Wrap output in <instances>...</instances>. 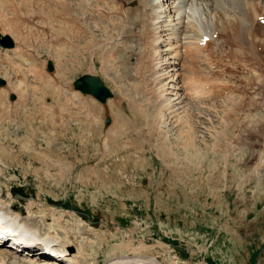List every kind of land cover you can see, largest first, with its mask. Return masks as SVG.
Segmentation results:
<instances>
[{"label": "rangeland", "instance_id": "rangeland-1", "mask_svg": "<svg viewBox=\"0 0 264 264\" xmlns=\"http://www.w3.org/2000/svg\"><path fill=\"white\" fill-rule=\"evenodd\" d=\"M78 1L73 0L75 5L76 2L78 5ZM104 1L110 0H103V5L98 7H105L106 12L107 5H104ZM206 2L203 1L200 5L203 14L215 10ZM117 3L123 5V0H117ZM162 4L167 3L162 0ZM86 5L87 9L92 8L91 4ZM134 5L136 6L135 2L129 7L134 8ZM17 8L20 16L9 14L18 19L17 29L15 32L8 30L6 33L11 36L14 34L15 46L19 45L28 60H35L38 71L29 74L25 67L24 69L20 67L21 74L16 76L15 70L18 65L15 61L8 59V62L4 56H0V68L4 67L7 72L6 75L0 69V73L5 74L0 76L7 81V85L0 87V114L3 116L0 124V187L4 195L12 196L14 208L27 214L26 203L33 198L40 204L45 203L49 206L65 205L66 208L53 207L67 209L64 211L65 219L62 221L75 241L74 246L69 248L70 251L75 252L78 241L82 239L74 235L76 232L89 241L84 247L91 262L86 261V264L87 262L103 264L107 258L125 254L127 251L124 248L115 245L129 239L134 246L142 243L152 246L149 247V255L158 257L162 264H264V164L261 166L262 161L255 160L261 156L259 155L261 145L259 152L252 147L255 144L242 147L246 142L255 141L260 135L258 129L252 128L257 127L253 125L255 116L263 114L256 108L264 105V92L261 96H259L261 93L256 94V91L249 95L258 98L257 104L251 107L254 111L250 112L253 114L243 116L237 112L236 116L233 111H231L233 114L228 113L227 118L232 125L237 120L236 124L240 125L234 130H222L220 120L222 118L224 120V115H221L222 106L217 105L220 101L213 103L217 105L215 109L220 111L214 108L206 109V106L202 108L204 113L200 114L204 116L195 117L197 127L194 125L196 130L194 128L195 131L191 134L193 141L195 140L196 152L193 148L190 149L191 147L185 150L187 147L184 144L188 143L184 142H189L190 136L188 135L186 139L184 135L179 137V131L186 130L179 128V118L174 120L176 118L174 115L164 117L163 120L166 119V122L162 124V129L165 132L151 131L149 134L148 127L145 128L147 120L143 116L133 117V113L127 110L125 124L117 126L115 133L111 134L109 128L113 126L116 114L115 100L120 101L122 97L128 95L127 93L129 95L142 93V85L135 83L131 92L129 80L122 75L121 65L114 71L111 68L109 71L100 70L101 53L110 52L112 45L110 40L117 35L120 36V40L126 39L124 36L130 37L126 43H132L134 46V36L139 30V22L133 21L127 26L124 22V30L114 26L116 31L113 33L114 37H109V31L104 29V25L107 24L109 28L111 24L108 23L109 13H104L103 9L98 8L94 21L87 19L86 25L95 23L94 37L98 42L101 41L99 42L101 44L98 50L93 52L94 57L88 51L78 54L80 66L76 67L72 49L76 43L84 41L85 37L81 36L76 40L74 31L67 30V23H60L55 19L44 20L40 16L29 17L22 7ZM78 11L79 9H76L74 13L77 14ZM113 16L116 17L118 14L113 13ZM207 17H210V13ZM30 26L44 28L48 38L42 39L43 36L38 34L36 28L28 30ZM84 28L87 35L88 30L86 26ZM59 37L67 38V47L63 45V48L55 47L54 41ZM225 43H228L225 44L227 48L229 46L232 48L231 41L227 40ZM46 44L50 47H46ZM136 46L130 52L120 51L119 55L126 53L118 56L120 64H127L125 59L127 55L128 63L133 64L132 57L138 52ZM51 48L60 53L51 52ZM90 56L93 58L95 68L89 67L92 59ZM261 59L263 60H260V63H249L256 68H262L264 58ZM107 64L112 65L111 62ZM125 71L127 74L130 73V70ZM258 72L264 74V68ZM84 73H96L101 76L112 89V98L100 103L90 95L75 91L73 82ZM240 77L244 85V77ZM254 82L264 83V79L259 78ZM16 83L24 84L25 89L15 88ZM8 85L13 87L11 91L15 93L14 102L8 99V94L11 93ZM34 87H41L42 90L36 91ZM136 87L139 91H136ZM69 91L76 92L79 96L65 93ZM62 97H66V100ZM83 98L87 101L84 107L85 111L90 112L89 115L80 104L84 101ZM61 100L65 101H62L64 104L60 108ZM67 104L73 105L70 109L72 115L66 116L61 112L62 107ZM88 107L91 111L86 109ZM7 112L12 116H8ZM214 112L220 119L212 115ZM239 120L248 121L242 123ZM121 121L123 122L122 119ZM134 122H138L140 129ZM225 134H228L227 137ZM193 135L197 137L194 139ZM162 136L165 138L169 136L172 151L162 147V144H165ZM177 137L179 138L175 139ZM156 140L160 145H157ZM215 141L221 143H217L214 148ZM159 146L161 151L158 149ZM68 211L74 212L75 219L70 218ZM51 221L50 218L48 222ZM140 254L145 255L143 251ZM43 263L68 264L66 261L56 260Z\"/></svg>", "mask_w": 264, "mask_h": 264}, {"label": "bare ground", "instance_id": "bare-ground-1", "mask_svg": "<svg viewBox=\"0 0 264 264\" xmlns=\"http://www.w3.org/2000/svg\"><path fill=\"white\" fill-rule=\"evenodd\" d=\"M79 1L78 5L77 2L75 5L73 0H0V33L5 34L8 30H10V32L16 31V22H18V19L11 15L17 14L18 16H20L17 6L22 7L25 14L29 17L40 16L44 20L55 19L60 23L65 22L68 24L67 30L74 31V39L78 40L81 38V36L85 37L84 41H80L78 43L74 42L76 43V45L75 47L73 46L72 49L74 52V60H76L75 66L78 67L80 66V62L78 60L80 55L78 54H81V52L83 51H88V53L93 56V52L98 50V47L101 44L99 43L101 41L98 42L94 37L93 29L95 27V23H90V27L87 26L86 23L90 21V19L94 21L93 19L96 14L95 11L98 10V8H101L100 10L103 9L102 12L105 11V7H98L103 5V0ZM164 1L167 3L164 4L166 5L165 7L162 4V0H123V5L117 3V0H110L106 2L104 1V5H107V10L104 13H109L107 17H110V22H107L111 23L109 24V28H107V24L104 25L105 31L108 30L110 33L109 37L113 36L115 27H119L124 30V22H126V26L128 24H131L133 21L139 22V30L136 33L134 32V46L137 45L136 47H138V52L134 53V57H132L134 60L133 64L132 62L128 63L129 55L125 57V59L127 60V64H120L118 56L121 57L122 55L126 54L124 52L121 53L122 55H119L120 51L124 50L130 52V50L134 46L131 42V44L126 43V41H128L130 37H125V34L123 36L126 39L122 38V40H120V36L118 35L115 37L113 36L114 39L111 38L110 40V42L112 41L110 52L106 51L103 54L104 51H101L102 65L100 66V70L109 71L113 69L114 71V69L120 68L121 65L122 75L130 81L128 85L131 92H133V89L136 85L135 83L142 85V89L139 87L142 90V93L135 92L139 94L129 95V93L126 92L129 96L125 95L121 98L120 101L118 99V102L117 100H115L116 102H114V108L116 110V114L114 116L113 126L109 128V132L111 134H114L117 128V124L120 126L125 124L124 121H126L127 118V110L133 113V117L143 116L147 120L145 128L147 129L148 127L147 130L150 132H148L149 134L152 133L151 131L162 133L165 132L162 129V126L164 125L163 123L166 122V119L163 120L164 117L166 115H174L176 117L174 118V120L179 118V120L177 119L179 121L178 123H180L179 128L181 127L186 131H189H179L180 136L178 135L179 137H182L184 135V139L190 136V139H188L190 140L189 142H184V140H182V143L184 142L189 144V146H187L188 144L183 143L184 146L187 147L185 148V150H189V147H191L190 149L196 148V145L194 144L195 140L193 141L191 134L196 130V128L194 127V125L196 124L195 117L199 115L204 116V114H200L204 113L202 112V108L206 106V109L211 110L210 108L215 109L217 105L220 107L222 106L221 115H224V120L222 118L223 115L221 116L222 119L220 120L221 125L223 126L222 130H234L237 126L240 127V125L236 124L238 123V120L237 122L235 120L236 123L232 125L229 118H227L228 113L230 115V113H232L231 111H233L236 116L238 113L242 114L243 116L251 114L252 112L250 111H254L251 109V107L257 104L256 100L258 98H252L249 95L256 91V94L261 93L259 95L261 96L262 92H264V83L254 82L259 78L264 79V74L258 72L259 69H263L264 67H257V70L254 65L249 63H260L259 61L263 60L261 58H264V0H201L202 2L207 1L206 3H208V5L211 6L212 9H215L214 11L210 9L211 11L209 12V18L207 17L209 13H204L205 15H207L204 16V14L202 13L203 11L201 12L202 7H200V5H202V2L200 1L199 3L197 0H168V2L166 0ZM134 2L136 3V6L134 5V8L131 7L133 8L132 10L129 5ZM86 4H89V6L91 4L92 8L87 9L88 7L86 6L88 5ZM187 7H189L188 10L190 12L186 11ZM76 9H79L77 14L74 13V10ZM113 13L114 15H116L117 13L118 16H113ZM87 19L89 20L87 21ZM84 26H86L88 30L87 35H85L86 29L84 28ZM35 28L38 31V34H41L43 36L42 39L46 37L48 38V34L44 30V28L40 26H30L27 29L31 31L33 29L35 30ZM204 36H207V40L205 41L203 38ZM11 37L14 38V34ZM62 38L64 37L62 36ZM66 39H61L59 37L57 41H54L55 47L59 48L62 47V45L67 47L68 41ZM227 40L231 41L232 43L231 49L229 48L230 46L228 48L225 46V44H228L225 43V41L227 42ZM102 43L104 44V42ZM46 47L49 48L50 45L48 44L47 46L46 44ZM11 51H13L12 57H9L8 54L4 52H2V56H4L7 61L8 59L12 60V62L15 61V63L18 65V67H16L17 69L15 70L16 76L18 74H21L20 67H22L23 69L25 67L26 70H28V73L30 72L34 74L38 71L36 70L37 67L35 66V60H28L22 53L23 51H21L19 45L11 48ZM50 51L58 53V50L56 49L51 48ZM48 55H50L49 52ZM105 62H111L112 65L107 66L108 64ZM262 62V65H264V61ZM89 63L90 68L96 67L93 58ZM42 66H44V64ZM0 69L3 70L7 75L6 69L4 67ZM125 69L130 70V73L127 74V71H125ZM240 76L244 77V85L242 84V78ZM238 82L240 83L238 84ZM238 85H240V87ZM24 86L25 85L22 83L14 84L15 88L23 89ZM8 87L7 88L10 91L11 89H13V87H10L9 85ZM35 87L33 89H35L36 91H39V89L42 90L41 87ZM137 88L138 87H136V91H139L137 90ZM18 91L20 92V90ZM18 93L17 95L19 96ZM65 93H68V95L70 96H79L76 92L74 93L72 91ZM122 94H124V92ZM237 94L239 96H237ZM125 101L129 102V104ZM217 101H220L219 104L213 105V103H216ZM11 102L14 101L11 100ZM76 103L78 104V102ZM123 103L125 107L123 106ZM80 104H82L84 107L85 105H87V101H81ZM263 106L264 105L262 104L261 106H258L256 108V110L262 111L263 114H260V116L258 117L254 115L255 118L253 119V125H257V127L254 126L252 128L253 130L258 129L260 135L256 138L255 141H250V143L259 142L261 145V152L259 154L261 156L258 157V159H255L260 162L262 161V164L260 165L264 164V158L262 157L264 156ZM194 108L196 110H194ZM86 109L91 111L90 107ZM215 110L220 111L219 109ZM84 112H88L87 115H89L90 113L89 111H85V107ZM6 114H8V116H12L11 114L9 115V112H7ZM218 114L220 113L218 112ZM212 115H216V113ZM217 117L219 118V116ZM121 119L123 120V122L121 121ZM2 121L3 116L2 114H0V124L2 123ZM241 121L239 120V122ZM243 121L242 123H244ZM134 124H136V127L140 129L138 122H134ZM209 124L205 127L207 128ZM244 129H246V127H244ZM209 130L210 128L208 129V131ZM260 131L263 132L261 133ZM195 133H197V131ZM164 135L167 136L168 134ZM195 135H193L194 139L195 137H197ZM225 135L227 137L228 134ZM225 135L223 136V138H225ZM165 136H162L161 138L165 142L164 145L162 144V147L164 146L165 149L170 150L172 144L169 143V136L166 138ZM179 137L175 139H178ZM212 137L215 138V136ZM167 138L169 141H167ZM217 138H221V136H217ZM179 141H181V139ZM176 142H178V140ZM215 142L216 144L214 143L213 145L214 148L217 146V143H221L220 141ZM158 144L159 142L157 143V145ZM160 148L161 147L159 146L158 149ZM195 150L196 149H194V151ZM168 153L171 154L170 152ZM227 155H225L226 158ZM170 156L172 157L173 155ZM33 199L27 201L26 208L28 212L26 216H22L21 212L14 208L15 204L13 205L14 202L10 194L4 195L0 187L1 218L7 224L13 226L23 236V240L21 242L23 244H21V246H16V249H7L8 247L0 242V264H26V262H24L25 257H35L39 260L44 259L47 261L60 260L66 261L68 262V264H86V261H90L91 259H88L89 257L86 252V248L84 247L88 245L87 240L80 239V241H78V246L75 252L69 250L70 247L74 246L73 243L75 241L73 236L71 237L69 235L70 233L68 229L65 228V224L62 221L65 213L61 209H57L45 203L40 204L38 201H35ZM36 213L40 214L38 215ZM69 213L73 218L74 214L72 212ZM50 218L52 221L49 223L48 221L50 220ZM34 220L36 222H33ZM76 233L74 234L75 236L77 235ZM34 242L44 243L48 246L51 243L52 246L49 248L53 256L46 255L38 248L31 246ZM115 246L124 248L127 252L114 258H107L103 264H162L158 257L149 255V247L152 246H146L143 243L134 246L131 239H129L127 242L124 241L123 243L121 242L119 244H116ZM141 251H143L145 255H141ZM90 262H88V264H94ZM37 264H40V261Z\"/></svg>", "mask_w": 264, "mask_h": 264}, {"label": "water", "instance_id": "water-1", "mask_svg": "<svg viewBox=\"0 0 264 264\" xmlns=\"http://www.w3.org/2000/svg\"><path fill=\"white\" fill-rule=\"evenodd\" d=\"M0 43L4 46H11L12 40L9 36L0 38ZM81 83L77 87L84 93H90L99 101L104 102L106 97L111 96V92L106 88L98 76L83 75L78 78ZM4 80L0 78V83Z\"/></svg>", "mask_w": 264, "mask_h": 264}]
</instances>
